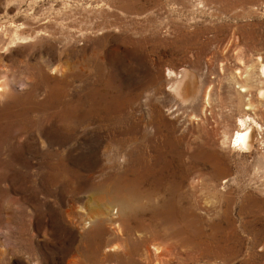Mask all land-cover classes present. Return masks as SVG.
Masks as SVG:
<instances>
[{
    "label": "rangeland",
    "instance_id": "obj_1",
    "mask_svg": "<svg viewBox=\"0 0 264 264\" xmlns=\"http://www.w3.org/2000/svg\"><path fill=\"white\" fill-rule=\"evenodd\" d=\"M11 22L0 264H264V0H0Z\"/></svg>",
    "mask_w": 264,
    "mask_h": 264
},
{
    "label": "bare ground",
    "instance_id": "obj_2",
    "mask_svg": "<svg viewBox=\"0 0 264 264\" xmlns=\"http://www.w3.org/2000/svg\"><path fill=\"white\" fill-rule=\"evenodd\" d=\"M46 20V21H45ZM45 20H44V22L43 23H48V21L49 20H47L46 18H45ZM47 27L48 26H45V28H43L42 30L44 31V32H46V33H48L49 34V36H51L53 33L49 30V29H47ZM23 27H22V25H17V24H14L13 22H11L9 25H4V26H1V28H0V44H2V47H0V50L1 49H3L4 51H7V50H9L10 49V47L11 46H13L14 44H18V43H20V42H24L25 40H28V38L27 37H25V36H21V33H20V29H22ZM25 28V27H24ZM84 33V32H83ZM38 34V33H37ZM36 34V35H37ZM5 37L6 38V41L8 40V42H7V44H6V42L4 41L3 42V38L2 37ZM67 42V41H66ZM39 69V68H38ZM40 70V69H39ZM263 70V69H262ZM167 71H169V70H167ZM42 72V71H41ZM172 71H170V73H171ZM38 73V72H37ZM168 74H169V72H167ZM44 74V73H43ZM171 74H173V73H171ZM45 75V74H44ZM170 75V74H169ZM174 75H175V73H174ZM43 76V75H42ZM176 77H177V75H175ZM39 78V77H38ZM46 79V78H45ZM177 79V78H176ZM179 80V79H178ZM4 80H2L1 78H0V90L3 88V84H4V82H3ZM39 81V80H38ZM42 81V80H41ZM40 82V81H39ZM38 83V82H37ZM178 83V82H177ZM176 84V83H175ZM177 85V84H176ZM174 86V88H173V85H172V88H173V90H175V87H177V86ZM35 86H37V85H35ZM34 87V86H33ZM180 87V86H179ZM34 89V88H33ZM36 90H37V87L35 88ZM31 90V89H30ZM53 90V89H52ZM245 89H242V91H244ZM31 92V91H30ZM33 92H35V90L33 91ZM59 93H60V91H59ZM58 94V93H57ZM261 94H262V92H261ZM10 95V94H9ZM47 95V94H46ZM14 96V95H13ZM30 96V95H29ZM10 97V96H9ZM12 97V96H11ZM14 97H16V96H14ZM32 97V96H31ZM50 97V96H49ZM23 98V97H22ZM56 98V97H55ZM10 99V98H9ZM15 99V98H14ZM27 99V98H26ZM12 100V99H11ZM18 100V99H17ZM28 100V99H27ZM10 101V100H9ZM14 101V100H13ZM15 104H16V102L14 103V105L13 106H15ZM19 104V103H18ZM12 106V107H13ZM16 107V106H15ZM8 115H15L13 112H10V111H8ZM17 115H18V113H17ZM13 117V116H12ZM20 119V118H19ZM1 120V119H0ZM17 122V121H16ZM239 122H240V126H244V123H243V121L242 120H239ZM246 122V121H245ZM18 123V122H17ZM20 123V122H19ZM252 123L254 124V122L252 121ZM11 124H12V122H11ZM2 125V124H1ZM13 125V124H12ZM258 125V124H257ZM16 126V125H15ZM14 126V127H15ZM255 126V125H254ZM17 127V126H16ZM259 127V126H258ZM257 127V128H258ZM261 127V126H260ZM243 129H240V130H237V131H235V133H234V135L232 136V138H231V142L233 143V146L234 147H238V150L239 149H244V150H246V151H248L250 148V136H251V127L250 126H248V127H242ZM1 130V129H0ZM6 131V130H5ZM7 131H9V130H7ZM4 132V131H3ZM10 133H12L11 131H10ZM9 138V137H8ZM2 140V139H1ZM3 140H4V138H3ZM8 140V139H7ZM4 142V141H3ZM11 142V141H10ZM3 145V144H2ZM252 146V145H251ZM0 148H1V146H0ZM87 235H90V233H88Z\"/></svg>",
    "mask_w": 264,
    "mask_h": 264
}]
</instances>
